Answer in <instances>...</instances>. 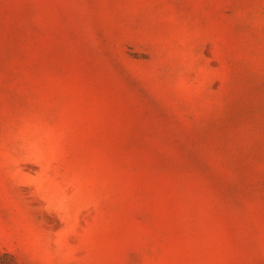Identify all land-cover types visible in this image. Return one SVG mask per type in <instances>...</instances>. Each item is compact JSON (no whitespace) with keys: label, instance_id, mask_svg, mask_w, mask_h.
I'll return each instance as SVG.
<instances>
[{"label":"rangeland","instance_id":"374dc122","mask_svg":"<svg viewBox=\"0 0 264 264\" xmlns=\"http://www.w3.org/2000/svg\"><path fill=\"white\" fill-rule=\"evenodd\" d=\"M0 264H264V0H0Z\"/></svg>","mask_w":264,"mask_h":264}]
</instances>
